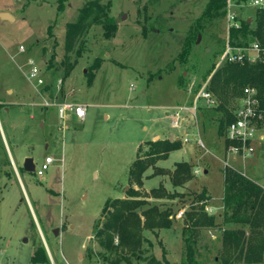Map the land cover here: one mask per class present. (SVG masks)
I'll list each match as a JSON object with an SVG mask.
<instances>
[{
    "label": "rangeland",
    "instance_id": "obj_1",
    "mask_svg": "<svg viewBox=\"0 0 264 264\" xmlns=\"http://www.w3.org/2000/svg\"><path fill=\"white\" fill-rule=\"evenodd\" d=\"M56 1L0 0V12L13 17L0 20V264H29L38 248L45 261L37 264H99L87 260L89 248L97 251L95 222L106 200L126 196L128 170L138 146L144 149V142L157 136H186L189 141L182 142L180 150L143 173L142 187L132 186L145 196L162 186L173 196L147 198L151 205L171 211L173 225L142 232L143 256H164L169 264H181L182 214L189 210L193 193L202 188L209 196L206 212L215 218L221 212L223 161L264 188V140L251 158L233 163L225 153L224 134L217 135L214 123L198 118L195 122L185 114L184 126H170L173 110L190 108L222 64L228 33L225 15L205 25L180 61L181 41L207 0H100L110 1L109 16L117 28L105 39L102 29L92 26L80 56L71 55L76 63L62 80L60 93L67 102L84 105L86 116L82 123L70 121L60 130L56 111L37 105L40 97L26 80L24 66L28 58L36 60L51 93L54 81L62 77L65 25L75 21L87 0H68L61 13ZM251 2L227 0L238 19L249 22ZM20 45L23 53H18ZM89 74L94 75L90 84ZM197 104L203 108L204 101ZM198 138L203 147L196 143ZM45 157L53 162L43 175L22 169L25 158H32L38 168ZM176 162L190 164L192 177L174 188L168 175L155 168L168 172ZM179 212L181 217H175ZM217 236L215 231L199 232V252L204 255L209 249L207 258L216 253Z\"/></svg>",
    "mask_w": 264,
    "mask_h": 264
},
{
    "label": "trees",
    "instance_id": "obj_2",
    "mask_svg": "<svg viewBox=\"0 0 264 264\" xmlns=\"http://www.w3.org/2000/svg\"><path fill=\"white\" fill-rule=\"evenodd\" d=\"M68 0H57L56 11L61 13ZM227 0H207L202 14L190 27V32L181 41L180 61L188 55L191 45L195 43L197 34L211 24L213 20L225 15ZM110 1L87 0L79 9L75 21L67 23L64 29L63 56L59 69L64 80L72 71L76 61L71 55L80 56L83 38L92 26L102 29L105 39L113 37L116 23L109 16ZM250 22L247 19H237L238 28H230L226 42L232 47L247 48L255 43L260 48V59L250 62L224 63L210 76L206 90L215 101V106L198 109V119L214 123L216 133L223 136L224 149L230 144L225 138L227 126L234 120V111L238 106L245 87L257 90L258 99L264 102V9L254 8ZM51 36V26L46 29ZM55 44L52 45L54 47ZM53 53L48 60V68L52 66ZM94 75H88V84ZM44 91L51 93V86L46 81ZM44 110L43 108H41ZM138 146L135 158L129 166V189L123 198L106 200L99 218L95 222L93 243L97 251L91 248L87 252V260L92 258L99 264H169L164 256L160 260L152 255L143 256L142 235L144 230L156 233L158 230L170 229L173 225L169 218V209H160L151 205L147 198L163 199L173 196L162 186L152 189L145 195H140L132 186L142 187L143 173L148 168H154L158 161L167 159L168 155L182 148L181 139H156L144 142ZM192 166L186 162H176L173 169L163 172L155 168L158 174H166L170 184L176 188L184 185L192 177ZM221 212L216 218L206 212V202L209 200L205 188L199 193H193L190 208L182 214L181 264H203L211 261L213 264H264V188L240 172L224 167L222 170ZM201 230L218 233L217 250L207 258L210 250L204 255L197 245ZM203 258V261L201 260ZM45 261L42 248L35 249L29 264Z\"/></svg>",
    "mask_w": 264,
    "mask_h": 264
},
{
    "label": "built area",
    "instance_id": "obj_3",
    "mask_svg": "<svg viewBox=\"0 0 264 264\" xmlns=\"http://www.w3.org/2000/svg\"><path fill=\"white\" fill-rule=\"evenodd\" d=\"M251 6L257 9H264V0H252ZM225 18L227 21V30L230 28H238L239 22L236 19V14L232 11L229 4L225 8ZM253 51L254 56H250L248 52ZM24 47H18V53H23ZM264 55V52H263ZM260 48L253 43L247 48L232 47L226 42V47L223 53L224 63L241 62L244 59L255 62L260 59ZM220 64V66L222 65ZM25 78L30 83L34 92L40 97V102L37 104L44 110L53 109L56 111V117L59 121L58 129L64 130L66 124L75 119L78 122H83L86 116V107L81 104L67 102L60 93L62 85V77L57 78L52 86V93L44 91L46 84L45 70L39 66L36 60L28 58L25 63ZM131 87V84H130ZM198 100H203L204 107L210 108L215 106V101L211 94L206 90V87L196 96L190 108H177L170 114V126L172 128H180L184 126L185 121L189 118L196 122L198 118L197 104ZM225 138L230 142L225 148L226 156H230L233 163L238 161L244 163L251 158L256 150V147L264 140V102L258 99L257 90L253 87H245L242 90V96L238 106L234 111V120L227 126ZM185 136L182 142H188ZM196 143L203 147L201 140L198 138ZM53 162L51 157H45L38 168L34 165V174L41 176L48 169V166ZM224 167H230L227 161H223ZM175 217L180 218L181 212ZM212 238H214L212 236Z\"/></svg>",
    "mask_w": 264,
    "mask_h": 264
},
{
    "label": "water",
    "instance_id": "obj_4",
    "mask_svg": "<svg viewBox=\"0 0 264 264\" xmlns=\"http://www.w3.org/2000/svg\"><path fill=\"white\" fill-rule=\"evenodd\" d=\"M125 17V16H124ZM124 17L122 19H124ZM0 19L2 20H11L12 16L8 13H0ZM199 39V36H198ZM22 169L26 172L34 171V163L32 158H25L22 163Z\"/></svg>",
    "mask_w": 264,
    "mask_h": 264
},
{
    "label": "crops",
    "instance_id": "obj_5",
    "mask_svg": "<svg viewBox=\"0 0 264 264\" xmlns=\"http://www.w3.org/2000/svg\"><path fill=\"white\" fill-rule=\"evenodd\" d=\"M0 11H1V10H0ZM0 13H8V12H0ZM8 14H9V13H8ZM0 20H1V21H7V20H2V19H0ZM11 20H13V17H12ZM64 99H65V98H64ZM70 121H75V119L73 118V119H71ZM70 121H69V122H70ZM76 121H77V120H76ZM69 122H68V123H69ZM77 122H78V121H77ZM77 122H76V123H77ZM79 123H82V122H79ZM155 138H156V139H162V138H159V136H157V137H155ZM156 139H155V140H156ZM219 214H220V213H219ZM219 214H217V216H218ZM217 234H218V233H217Z\"/></svg>",
    "mask_w": 264,
    "mask_h": 264
}]
</instances>
